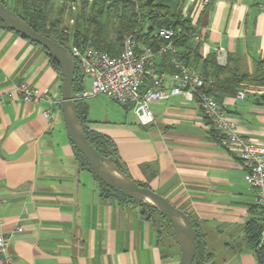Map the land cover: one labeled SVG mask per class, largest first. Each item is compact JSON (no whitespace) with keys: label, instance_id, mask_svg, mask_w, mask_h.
I'll return each instance as SVG.
<instances>
[{"label":"crops","instance_id":"crops-1","mask_svg":"<svg viewBox=\"0 0 264 264\" xmlns=\"http://www.w3.org/2000/svg\"><path fill=\"white\" fill-rule=\"evenodd\" d=\"M198 2L183 6L196 22L202 10L207 14L200 57L189 65L210 73L207 57L222 65L216 54L223 48L228 70L256 74L264 60V0H212L202 8ZM170 67L158 55L146 83ZM22 82L48 92L52 102L25 101L15 90ZM61 86L45 47L0 24V233L10 239L9 256L16 264H180V247H167L142 206L101 196L63 123ZM239 89L246 91L243 100L224 87L215 95L240 133L264 141V85ZM86 102L90 127L113 138L127 174L187 212L215 264H258L246 234L250 220L263 221L255 190L197 100L171 95L152 102L150 124L132 106L113 119ZM0 264H7L1 256Z\"/></svg>","mask_w":264,"mask_h":264},{"label":"trees","instance_id":"trees-1","mask_svg":"<svg viewBox=\"0 0 264 264\" xmlns=\"http://www.w3.org/2000/svg\"><path fill=\"white\" fill-rule=\"evenodd\" d=\"M13 11L18 13L31 26L41 34L65 45L69 49L71 45L92 44L101 50L108 51L112 55L119 54L123 49L124 36L139 30L137 42L156 49L164 39L157 36V32L163 28H173L177 35L173 39L177 47V55L190 64L189 58L194 57L198 61L201 43H194V33L205 23L207 14L202 10L199 20L196 22L183 12L186 0H3ZM76 2L77 9L73 10L69 2ZM74 19L72 25L68 20ZM0 24L8 27L0 18ZM9 28V27H8ZM46 49V48H45ZM51 56L55 68L61 72V68L54 56ZM170 54V53H169ZM171 55V54H170ZM170 55L163 57L170 60ZM208 62L214 68L206 73L207 77L214 78V87L211 92L224 87L229 93H235L243 85L261 83L264 85V60L259 61L256 74L240 73L236 69H227L228 64L219 65L215 55L207 57ZM74 91L77 96V108L89 142L104 156L113 161L126 174V169L121 161L117 144L113 138L105 133L90 127L88 119L89 105L78 94L85 89L83 68L78 58H75ZM194 67H197L193 63ZM226 73L228 74L227 76ZM216 97V95H215ZM129 107L128 105H123ZM211 123V122H210ZM214 135L218 131L214 128ZM74 145V144H73ZM78 159L90 171L91 165L87 158L74 145ZM93 172V171H92ZM101 185V196L105 199L118 202H134L142 206V214L146 219L159 223L160 239L168 248L179 250V243L171 222L150 203L140 202L121 193L118 189L108 186L93 172ZM144 185V184H141ZM146 186V185H145ZM260 209V207L256 204ZM261 210V209H260ZM262 215L263 211L261 210ZM263 221L250 220L246 225L248 242L255 251L258 264H264V245L260 244V236L263 229ZM197 255L198 264H215L214 252L207 248V242L202 233L197 229ZM170 243L168 244L167 239ZM164 246V245H163Z\"/></svg>","mask_w":264,"mask_h":264},{"label":"built area","instance_id":"built-area-1","mask_svg":"<svg viewBox=\"0 0 264 264\" xmlns=\"http://www.w3.org/2000/svg\"><path fill=\"white\" fill-rule=\"evenodd\" d=\"M92 1V0H90ZM212 0H199L202 8ZM72 9H77L76 2H69ZM261 6H264L263 4ZM71 22L74 19H70ZM140 31L135 30L124 36L123 49L117 55L101 50L92 44H72L71 52L78 58L83 68L84 76L91 77L90 87H86L78 97H88L105 94L122 105L132 106L142 124H150L154 115L150 104L171 95H183L187 100H197L204 116L221 135V138L247 170V181L255 190V204L264 215V141L248 137L238 130L237 120L226 110L221 102L211 92L214 78L205 76L199 69L189 65L177 55L178 50L173 39L177 31L163 27L157 36L164 39L156 49L137 42ZM195 42L202 39L201 31L194 33ZM171 54V67L168 71L152 74V79L146 83L149 66L153 65L158 55ZM220 64H226V52L223 48L217 50ZM25 100L52 102L48 92H42L27 82H22L15 88ZM245 89L236 92V98L245 99ZM46 117L49 111H44ZM20 230L21 228L18 227ZM260 244L264 245V223L260 236ZM10 239L0 233V256L7 264H16L9 256Z\"/></svg>","mask_w":264,"mask_h":264},{"label":"water","instance_id":"water-1","mask_svg":"<svg viewBox=\"0 0 264 264\" xmlns=\"http://www.w3.org/2000/svg\"><path fill=\"white\" fill-rule=\"evenodd\" d=\"M0 18L25 37L43 45L57 60L62 73L61 110L66 130L76 148L83 153L96 176L108 186L140 202L150 203L171 222L180 247V264H198L197 233L191 217L165 195L141 185L102 155L88 140L77 108L73 83L75 57L65 45L36 31L31 24L0 0Z\"/></svg>","mask_w":264,"mask_h":264},{"label":"rangeland","instance_id":"rangeland-1","mask_svg":"<svg viewBox=\"0 0 264 264\" xmlns=\"http://www.w3.org/2000/svg\"><path fill=\"white\" fill-rule=\"evenodd\" d=\"M68 23L72 25L73 22L68 20ZM89 81H90L89 77L85 79L86 86L89 83ZM89 87H90V83H89ZM86 101L94 104L93 109L95 110L94 113L96 115L106 116V114L108 113L111 118L119 119L121 117V114L124 111V106L121 103L113 100L112 98H110L109 96L105 94L88 97L86 98ZM63 123H64V120H63ZM167 242L168 244L170 243L169 238L167 239Z\"/></svg>","mask_w":264,"mask_h":264}]
</instances>
